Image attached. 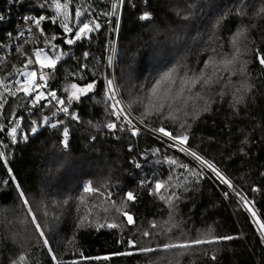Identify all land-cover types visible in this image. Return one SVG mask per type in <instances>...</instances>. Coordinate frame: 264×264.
<instances>
[{
    "label": "trees",
    "instance_id": "16d2710c",
    "mask_svg": "<svg viewBox=\"0 0 264 264\" xmlns=\"http://www.w3.org/2000/svg\"><path fill=\"white\" fill-rule=\"evenodd\" d=\"M19 1L0 0V42L22 31L26 18L47 19L39 27L28 19L32 37L25 39L23 32L21 43L8 53L0 50V80L24 67L26 55L34 58L30 47L53 43L61 58L55 69L47 68L44 91H55L65 104L42 100L30 108L28 99L21 103L22 95H7L0 84V152L5 154L0 158V264H264V238L248 211L251 206L264 222V65L256 58L257 50L264 54V0H125L123 5L115 75L125 101L153 128L163 125L174 134L186 130L187 145L231 182L232 191L214 176L209 181L157 137L144 132L133 136L126 121H115V130L106 127L115 120L103 75L107 26L102 25L109 0H69L70 15L87 9L101 24L91 39L71 45L66 43L71 34L60 26L63 20L52 22L53 9ZM145 12L149 19H141ZM242 28L244 35L237 37ZM233 56L225 68L224 61ZM169 72L175 83L165 84L160 94L171 87L175 95L185 79L201 74L219 82L186 85L179 100L168 101L171 109L145 117L146 106L156 100L153 85ZM93 81L92 91L68 99L69 83L85 87ZM57 107H67L69 113L63 115ZM177 108L178 119H165ZM17 119L21 123L14 140L7 131L17 126ZM32 121L39 125L35 133ZM57 121L62 123L53 127ZM65 128L67 148L62 144ZM157 180L165 183L159 194ZM128 192L134 201L126 199ZM124 212L134 217V224H127ZM145 231L151 235L144 236ZM222 236L235 238L187 249L163 247Z\"/></svg>",
    "mask_w": 264,
    "mask_h": 264
},
{
    "label": "snow or ice",
    "instance_id": "6c2138e0",
    "mask_svg": "<svg viewBox=\"0 0 264 264\" xmlns=\"http://www.w3.org/2000/svg\"><path fill=\"white\" fill-rule=\"evenodd\" d=\"M122 2H123V0H120V3H122ZM63 7L65 9V13H64L65 23L63 24V30L65 33L71 34L70 37L66 40V43L68 45H71L74 42L80 41L83 39H91V34L98 31L101 28V24L99 22H97V20L95 18H90V13L87 9H76L75 10V25H74V27H69L68 23L66 22L68 19V14L66 11L68 8V4L65 3L63 5ZM56 8L59 11V9L61 8V4L58 3L56 5ZM118 8H119V3L113 4L112 5L113 13H115ZM260 12L264 13V8H261ZM150 16H151L150 13L145 12L142 15L141 19H149ZM26 19H32V18H26ZM45 19H47V17L42 15L40 17L32 19V23L35 24L37 27H39L41 21H43ZM52 22L53 23L56 22L55 17L52 18ZM39 30L41 31V33H43V29H39ZM244 31H245V29H243V28L238 30L236 36L237 37L243 36ZM21 36H23V33H21ZM53 39H55V37H53ZM234 41H235V38H234ZM51 47L53 49L55 48V46H51ZM17 51H19V48L17 49ZM239 51L240 50L237 48L236 49L237 54L239 53ZM33 55L35 57V60H33V58L31 56H27V55L25 56V59H26V63L24 64L25 68H30L35 63V64H38L41 68L55 69L57 62L61 58L60 56H57L56 59H52L44 51V49H34ZM88 56H89V53L85 52L84 57L87 58ZM41 57H43V58H41ZM256 58L261 65H264V54H261L259 52V50H257V57ZM235 59H236V57L233 56L232 59L225 60L224 61L225 68H227V66L233 64ZM82 67H84V66H82ZM17 75L23 76V77H25V79H23V80L17 79L15 81V85H14L15 91L11 92L10 94L13 97L20 94V95H22L23 98L28 99L29 104H30V108H35L37 105H40V102L42 100H47L49 105L52 103V101H56L58 105H64L65 104V100L58 97L57 93L55 91L46 93L45 91L41 90L42 85L36 82L37 72L35 70L29 71V72H18ZM39 79L45 80V76L43 73L40 74ZM217 82H219L218 79L214 80L213 77H211V76H209L208 78H205L204 75L201 74L200 76H197V77H188L187 79H185L183 81L181 87L179 88V90L175 93V95L172 94L171 87L165 88L163 93L160 94V90L165 84L170 85L172 83H175V80L172 77V73L171 72L165 73L164 76H162L160 78V80H157L155 82V84L153 85L151 92H152L153 97L156 98V100L155 101L150 100L149 105L146 106L145 112L143 115L145 117L152 115L153 113H155L157 115H162L167 109H171L172 105L170 103H168V101L169 100H179L180 97L183 96V94H184L186 85H189V84H191V86H195L196 84L211 85V84L217 83ZM94 85H95L94 81L87 83L86 86L83 88H78V86L76 84L71 85V87H72V89H74V91L71 93V95L68 97V99L69 100H73V99L79 100L80 94H87L88 92L92 91L94 88ZM44 87H46V85H44ZM106 89H107V99L109 101V107L111 109V115L115 118V120L112 123L107 124L106 127L109 130H115L118 126L115 121L124 120V121H127L128 125L131 126V134L133 136L138 135L140 133V129L135 126V124L133 123V119L125 112V109L120 107L121 101L116 99L117 89L115 87V81L113 79L107 80ZM7 91H8V89L6 88L5 92H7ZM188 91H191V88H188ZM196 96L200 97V93L197 92ZM49 97H50V99H49ZM240 99H242V98H240ZM112 101H114V102H112ZM237 102H239V100H237ZM184 103L186 104L187 101H184ZM45 106H47V105H45ZM2 107H3V104H0V108H2ZM204 110L206 111L207 108L205 107ZM58 111H63L64 113H69V109L67 107L58 108ZM178 111H180V109H178V108L175 109L174 111H169L168 115L165 117V119H178V117L175 115V112H178ZM71 115L73 116V118L78 119V117H76L74 113H72ZM48 122H49V117L44 116L42 118V123L47 124ZM31 123L33 125H36L30 129L31 132L35 133L38 130L39 125L37 124L36 121H32ZM61 123H62V121H57L56 124H54L52 126L56 127L57 125H59ZM140 123L143 124L144 120L142 119L140 121ZM19 127H20V125L17 124L16 127L11 128V130H10V134L13 135L14 140H15V134H16ZM120 127H121V129H123L124 125L121 124ZM179 127L181 129H186L187 125L185 123H181V124H179ZM2 130H3V126H0V131H2ZM153 131L159 133L163 137H166V138H169L170 140H172L174 142V144L172 145L173 147L179 146L180 151L187 152L188 155H190L191 157L194 158V160L200 161V163L202 165L211 169L216 174V176L221 179V181L223 183L227 184L230 188L234 187L231 184V182L227 180V178L223 177L222 173L218 169H216L213 164H211L209 161H207L203 157H201L196 151H193L190 148L185 147L188 144V140H189V136H188L186 130L174 134L173 131L168 130L166 127H164L162 125L156 129H154ZM27 135H28L27 133L24 134L25 139H27ZM67 137H68V129L65 128L64 129V140L62 141V144L65 148L68 147ZM4 155H5L4 153L0 152V158H3ZM170 163L175 165L176 161L172 160V161H170ZM8 171L10 173L11 169H9ZM193 174L196 175V173H193ZM172 179H173V177L169 176L168 183H170ZM17 187H19V185H17ZM164 187H165V183L157 180L155 182L156 194H159L161 189ZM85 190L91 191L92 189L87 188ZM253 191H258V189L253 188ZM225 195L227 196L228 193H225ZM236 195L238 197H240V199L244 202V204L246 206H248L250 204L248 199L245 196H243L240 192H236ZM19 196L23 200L24 205L28 206L29 202H28L27 198L25 197V193L22 190L19 191ZM174 196H175V193L173 192L172 196L168 197V202L170 204H171L172 198ZM160 198L165 199V197H163V196H161ZM126 199L128 201H134L135 196L133 195V193L128 192L126 194ZM28 210H29V213L31 214V208L30 207ZM248 211H250L252 213V216L255 218L254 222L258 225L259 230L262 233H264V222H262L260 220V218L257 216V213L252 210L251 206L248 207ZM123 215L126 218L127 224L132 225L135 223V219L132 215L128 214L127 212H124ZM31 218H32L33 223L35 224L37 231H39L40 236L42 238H44V244L47 245L49 243L48 239L45 236V232L43 230H41L40 224L36 222V216L33 214L31 216ZM99 227L100 228H103V227L115 228V227H118V225H116V224H100ZM153 227H156V225L153 224ZM143 235L147 237L151 234L149 232L145 231L143 233ZM234 238L235 237H232V236L214 237L212 240L197 238V239H194L191 241H186V242L180 243V244H164L163 247L166 249H168V248L187 249V248H190L194 245L213 243L216 240H231ZM129 243L132 247H135V241H130ZM50 251H51V249H50ZM138 251L150 252V251H154V249L140 248V249H138ZM122 254H126V253H117V255H122ZM127 254H130V253H127ZM102 258L107 260L110 257L104 256ZM52 259L53 260L56 259L55 255H53ZM96 259H101V257H97ZM74 264H75V262H74Z\"/></svg>",
    "mask_w": 264,
    "mask_h": 264
},
{
    "label": "built area",
    "instance_id": "2783aa9c",
    "mask_svg": "<svg viewBox=\"0 0 264 264\" xmlns=\"http://www.w3.org/2000/svg\"><path fill=\"white\" fill-rule=\"evenodd\" d=\"M119 3V8L116 10L115 13H113V9H112V5L113 4H117ZM125 4V0H123L122 3H120V0H109V14L108 17L105 18L104 23L102 26H107V31L105 32L107 34V39H106V47L105 48V64H104V78H105V83L107 85V80L108 79H113L115 81V87L117 89L118 87V82H117V75H115L116 73V60H117V53H118V46H119V39H120V34L119 32L121 31V23L122 20L121 18L123 17V9H124V5ZM25 21H23V23L26 25L24 27V31L28 34V36L32 37V35L34 34V28L32 26V24H30V20L28 19H24ZM24 31H19L14 33L13 35H10L9 39L5 42H0V50L2 52H6L8 53V51L11 49L12 46L16 45L18 41H21L23 39V36H21V33H23ZM31 49H37V48H32ZM42 82L44 83V80H40L38 78L37 82ZM116 98L118 100H123V98H121V94L119 89H117L116 92ZM61 108V107H59ZM132 119H133V123L135 124V126L137 128L140 129V132H144L146 135L150 134L153 135L154 137H157L158 142H162L163 144H165L166 146L172 148V150L176 151L177 153L179 152V154H182L183 156L186 157V159L192 164H196L198 168H200L203 172H206V166H202L200 167V161L194 160L193 157H191L190 155H188L187 152H182L180 151L179 146L177 147H173L172 145L174 144V142L172 140H170L169 138L163 137L161 135H158L157 132L155 133H147L146 130L143 128V124L140 123L139 119L137 118L136 115H131L132 113H130L129 109L126 112ZM126 128L128 130L131 131V126L128 125L127 121H126ZM153 128V127H152ZM154 129H156L154 127ZM185 147L190 148L193 151H196L194 148L186 145ZM197 152V151H196ZM200 155V154H199ZM202 157V156H201ZM207 160V159H206ZM202 165V164H201Z\"/></svg>",
    "mask_w": 264,
    "mask_h": 264
},
{
    "label": "rangeland",
    "instance_id": "374dc122",
    "mask_svg": "<svg viewBox=\"0 0 264 264\" xmlns=\"http://www.w3.org/2000/svg\"><path fill=\"white\" fill-rule=\"evenodd\" d=\"M22 1L23 0H20L19 1V3L21 4L22 3ZM28 1H30L31 2V5L32 6H40V7H43L44 9H48V10H50V8L51 9H53V11H55V16H52V18L53 17H57L58 18V20H60V18H61V20H63V21H61L60 22V26H61V28L63 29V24L65 23V20H64V13H65V9H64V7H63V5L66 3V4H68V6H69V0H28ZM61 4V8L59 9V11L57 10V8H56V5L57 4ZM67 14H68V19H67V23H68V25H69V27H74V25H75V14L72 16V15H70V11H69V8H67ZM98 22V21H97ZM22 31H24V30H22ZM64 31V30H63ZM25 32V31H24ZM25 36L24 37H26L25 39H29V38H31V37H29L28 36V34L25 32ZM106 34V33H105ZM107 35V34H106ZM24 37H23V39H24ZM23 39L21 40V41H18L17 43H21L22 41H23ZM120 40V39H119ZM51 46H53V43H51V44H45V45H43V46H41V47H37V49H44V51L52 58V59H56V57L57 56H60L61 55V53H60V50L58 49V48H52ZM56 49V50H55ZM29 51H30V53H32L33 54V49H31V47H30V49H29ZM41 58H43V57H41ZM33 60H35V57L33 58ZM35 64V63H34ZM33 70H35L36 72H37V78H39V76H40V74L41 73H43L44 75L45 74H47L48 75V70H47V68H41L38 64H35V67H30V68H25V67H17V68H15V71H14V73L11 75V77H9V79L8 80H6V79H4V80H0V84H1V87H2V91L3 92H5V89L7 88L8 89V91L6 92L7 93V95H10V93L11 92H13V91H15V81L17 80V79H20V78H23V79H25V77H23V76H18L17 75V73L18 72H29V71H33ZM14 76V77H13ZM21 80V79H20ZM37 82V81H36ZM37 83H39V84H41L42 85V88H41V90H43L44 91V89H45V87H44V85L46 84V83H42V82H37ZM74 83H69L68 84V87L69 88H67V90H68V93L71 95V93L74 91V89H72V87H71V85H73ZM84 86H80V87H78V88H83ZM118 87H119V85H118ZM118 87H117V89H118ZM119 91H120V89H119ZM46 92V91H45ZM120 94H121V98H123V100L121 99L120 101H121V104H120V107H122L123 109H125V112H127V110L129 109V111H130V113H132L131 115H135V113L136 112H134L132 109H131V106H130V103L129 102H127V101H125V99H124V97H123V95H122V93L120 92ZM117 99V98H116ZM26 99H24L23 101H21V103H23L24 101H25ZM112 102H114V101H112ZM57 108H59V107H57ZM62 112V114L63 115H65L66 113H64L63 111H61ZM137 116V115H136ZM137 118L139 119V121H141L143 118H141L140 116H137ZM18 120V119H17ZM144 120V119H143ZM21 123V120H18V123L17 124H20ZM143 128L146 130V132L147 133H155V131H153L154 130V128H152L151 127V125L150 124H148L147 122H145L144 121V123H143ZM13 127H15V126H13ZM11 130V129H10ZM10 130L9 131H7V133L8 134H10ZM158 135H160L159 133H158ZM13 136V135H12ZM207 161H209V160H207ZM210 162V161H209ZM211 163V162H210ZM197 164V163H196ZM196 164H193L194 165V167L195 168H197L199 171H200V173L204 176V177H207V178H209V181H212V178H213V176H214V178L216 179V180H218L219 182L221 181V179L219 178V177H217L216 176V174L211 170V169H209V168H206V172H203L200 168H198V167H196L197 165ZM216 168V167H215ZM217 169V168H216ZM223 175V174H222ZM223 177H224V175H223ZM213 181H215L214 179H213ZM222 182V181H221ZM227 185V184H226ZM228 186V185H227ZM228 188L232 191L233 190V188H230L229 186H228ZM236 188H234V190H235ZM256 224V223H255ZM256 226H257V228H258V225L256 224ZM258 233L260 234V236L262 237V238H264V233H262L260 230H259V228H258ZM20 264H24V263H20Z\"/></svg>",
    "mask_w": 264,
    "mask_h": 264
}]
</instances>
